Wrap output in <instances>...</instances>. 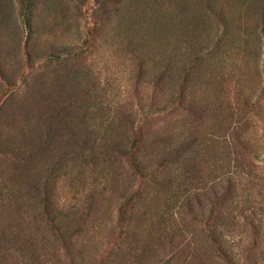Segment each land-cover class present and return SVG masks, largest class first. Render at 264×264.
<instances>
[{
	"label": "trees",
	"instance_id": "trees-1",
	"mask_svg": "<svg viewBox=\"0 0 264 264\" xmlns=\"http://www.w3.org/2000/svg\"><path fill=\"white\" fill-rule=\"evenodd\" d=\"M189 2L185 31L210 42L141 49L110 101L90 57L126 0H0V264H264V86L221 68L264 50V0H170Z\"/></svg>",
	"mask_w": 264,
	"mask_h": 264
},
{
	"label": "rangeland",
	"instance_id": "rangeland-1",
	"mask_svg": "<svg viewBox=\"0 0 264 264\" xmlns=\"http://www.w3.org/2000/svg\"><path fill=\"white\" fill-rule=\"evenodd\" d=\"M126 1L129 6L126 5L123 16L119 15L112 23L110 30V35L112 36L110 42L112 44L101 45L90 57V60L95 64V73L101 81L102 88L107 91L110 101L122 99L124 91L127 90V87L129 88L130 77L134 68L133 61L135 55L141 49L147 53L149 58L151 55H155L153 56L154 59L160 58L161 55L168 52H174L176 56L181 57L184 53L187 54L193 51V48L199 47L201 44L206 45L211 40V38H207V36L211 35L207 25L202 27L201 33L192 34L185 31L186 26L182 21L184 20L187 6L191 5L190 2L187 4L183 3L177 10L175 6L170 4V0ZM244 12L245 9H242V13ZM11 17L12 22L10 23L12 26L10 29L13 31L11 32V38L20 44L23 42V33L15 11L11 12ZM255 20V23L250 28H255L256 26L254 27V25L256 24L257 31L260 28L259 16ZM127 26L131 30H128ZM71 39H74V34L69 31L64 36L62 34L57 43L63 44L64 40L68 41ZM132 43L137 45V50H134L135 54L132 52V49H134V46L131 45ZM253 44L255 46L250 47L244 59L240 57L239 61L237 59L234 61L228 60L224 66L221 64V68L228 79L233 80V78L241 76L238 80L243 81L242 88L246 93L256 91L264 86V50L261 47V38H257L256 43L254 42ZM11 50L10 52L14 59L21 54L15 49L14 51L13 49ZM243 51L244 48L241 52ZM15 53H18V56L15 57ZM260 121L261 126L258 133L262 135L264 132V110H262ZM219 161L221 164L224 163L222 159H219ZM225 175L222 178H227ZM257 180L259 181L260 179L257 177ZM242 182L243 184L246 183L245 180ZM250 182L248 185L252 189H262V182L259 181L261 187L257 186L255 179L250 180ZM64 195L69 197L68 191ZM256 203H258L255 206L257 207L256 220H258V223L261 221V228L264 229V198L258 197ZM231 239L232 248L238 254L249 242L248 234L239 231Z\"/></svg>",
	"mask_w": 264,
	"mask_h": 264
}]
</instances>
